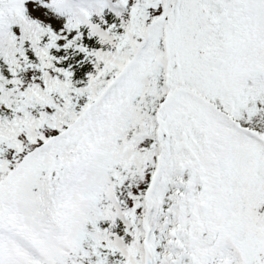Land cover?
Instances as JSON below:
<instances>
[{"label":"snow or ice","instance_id":"obj_1","mask_svg":"<svg viewBox=\"0 0 264 264\" xmlns=\"http://www.w3.org/2000/svg\"><path fill=\"white\" fill-rule=\"evenodd\" d=\"M0 264H264V0H0Z\"/></svg>","mask_w":264,"mask_h":264}]
</instances>
